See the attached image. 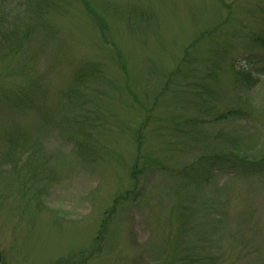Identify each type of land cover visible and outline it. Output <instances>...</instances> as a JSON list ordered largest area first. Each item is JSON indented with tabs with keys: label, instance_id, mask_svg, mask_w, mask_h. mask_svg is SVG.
<instances>
[{
	"label": "rangeland",
	"instance_id": "1",
	"mask_svg": "<svg viewBox=\"0 0 264 264\" xmlns=\"http://www.w3.org/2000/svg\"><path fill=\"white\" fill-rule=\"evenodd\" d=\"M27 1L0 0L27 42L0 60V264H264V0Z\"/></svg>",
	"mask_w": 264,
	"mask_h": 264
},
{
	"label": "trees",
	"instance_id": "2",
	"mask_svg": "<svg viewBox=\"0 0 264 264\" xmlns=\"http://www.w3.org/2000/svg\"><path fill=\"white\" fill-rule=\"evenodd\" d=\"M54 1L55 0H40L37 3H34V1H31V0L27 1L26 2V7L27 8L25 9L24 14L27 15L30 11H32L33 13L30 12V14L34 18H36L37 20L38 19L42 20L43 19L42 16L44 14L46 15L51 8H56V5H55ZM6 12H7V9L0 2V25H2V28L0 27V60L5 58V57H7V56H9L10 54H12L14 56H17L19 53L22 52V50L23 51L27 50V47H26V43L27 42L26 43H21V42H18V41L15 42V37L18 34V30H16V28H17L16 22H18V23L20 22L21 23L22 22L21 21V17H19V16H16L14 18L13 17H8L9 13H6ZM20 13H22V12H20ZM11 24L15 25V29H13V30L9 29V26H11ZM41 26H43V25L39 24L35 28H40ZM4 27H6V28L4 29ZM44 27L46 28L47 32L43 33V35H45V36L42 37L40 45H42V46L44 45L45 46L44 50L48 51V50L51 49V47L48 46V45H51V43H49V40L51 38L49 32L51 31V33H52L53 29L51 28L52 26L50 25V23L48 21H46V19H45ZM35 34H36L35 30H30L28 32V34H27V36H28L27 40L30 41V39L34 38ZM10 37H13V40L9 39ZM252 37L254 39V42L257 45H259V46L264 48V31L261 30L257 35L253 34ZM5 45L7 47H3ZM216 57L218 58L219 56H216ZM33 60H35V56L33 57ZM206 62H207V60H206ZM206 62H204V63L208 66V64ZM234 72H235L234 75L240 81L248 82L250 80L249 79V75L250 74H247V72H243L242 70L241 71H236L235 70ZM87 76H89L91 78L90 72H82V75H80L78 80H84L85 78H87ZM251 80L253 82H256L255 78H251ZM32 87H33L32 90L34 91L35 90L34 85H32ZM68 97H70V98L72 97L71 93L68 94ZM198 99H200V98H198ZM13 104H14V106H13ZM11 105H12V107H14V109H16V108H18L19 106H21L23 104L17 100L18 107H16L15 101L13 103L11 102ZM32 105L33 104L31 103V105L29 107L31 108ZM80 107L82 109V107H84V106H81V104H80ZM35 109L40 111V106L35 107ZM233 111H234V109H230V111L227 112V114L229 115ZM188 258H190V257H188Z\"/></svg>",
	"mask_w": 264,
	"mask_h": 264
}]
</instances>
